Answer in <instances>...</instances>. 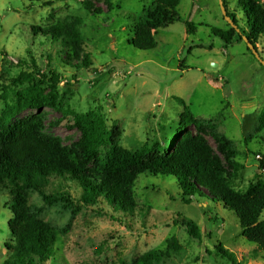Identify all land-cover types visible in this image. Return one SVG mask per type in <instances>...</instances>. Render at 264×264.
<instances>
[{
	"label": "rangeland",
	"instance_id": "1",
	"mask_svg": "<svg viewBox=\"0 0 264 264\" xmlns=\"http://www.w3.org/2000/svg\"><path fill=\"white\" fill-rule=\"evenodd\" d=\"M238 1L225 3L238 27L248 31ZM259 1L264 6V0ZM152 2L53 0L47 6L29 7L26 0H0V132L38 115L42 133L57 138L83 170L100 177L99 162L114 146L137 149L148 144L152 152L143 168L171 150L167 141L175 139L183 109L175 97H180L196 117L212 121L199 128L189 127V131L203 138L218 155L229 184L245 190L256 174L264 181V172L258 170L264 156V129L257 128L264 109V64L260 61L264 60V37L256 43L260 59L243 38L236 36L225 45L210 31L213 27L229 29L219 0H181L176 11L183 21L158 29L155 49L138 50L129 43L132 26ZM184 21L195 23L194 34L186 33ZM54 25L79 31L81 42L71 38L69 45L77 49L78 61L87 57L90 66L77 69L66 64L67 48L34 29ZM31 58L35 71L58 72L63 76L59 85H71L57 107L28 108L4 118L6 105L13 106L15 93L25 86L14 79L33 68ZM88 111L103 116L111 139L93 159L85 161L75 147L80 130L73 125L71 113ZM211 125L233 142L238 155L232 161L243 168L227 162V152L219 150ZM133 193L137 208L123 213L105 200L82 206L77 184L56 176L50 177L46 187V194L56 197V202L47 204L37 192H28L29 203L41 209L39 217L60 231L55 244L57 264L131 263L150 250L167 254L155 264H230L216 253L218 244L234 253L240 264H264L256 245L242 236L233 212L199 195L184 202L174 177L138 174ZM63 196H68V201L61 200ZM10 199L8 191L0 192V264L12 239L8 229ZM179 216L195 222L200 240L175 222ZM259 220H264V210Z\"/></svg>",
	"mask_w": 264,
	"mask_h": 264
},
{
	"label": "trees",
	"instance_id": "2",
	"mask_svg": "<svg viewBox=\"0 0 264 264\" xmlns=\"http://www.w3.org/2000/svg\"><path fill=\"white\" fill-rule=\"evenodd\" d=\"M29 7L33 4L50 5L53 0H26ZM181 0H153L143 9V13L133 24L129 43L133 48L143 51L153 50L157 46L156 32L170 24L183 21L176 11ZM245 12L248 31L242 30L236 23L233 13L229 12L223 0L227 15L234 27L224 31L211 28L213 35L219 37L225 45L231 44L236 36L238 40L247 38L256 49L260 37H264V6L259 0H239ZM186 33L196 32L192 21H184ZM42 35L60 42L66 49V64L77 69L87 68L90 62L87 57L78 61L77 49L69 45L71 38L81 42L79 31L74 27L54 25L48 29L35 27ZM69 46V47H68ZM30 71H22L14 79L15 83L25 85L15 93L13 106L6 105L4 118L31 108L42 110L45 107H57L61 96L68 91L71 84L65 82L60 86L63 76L54 71L39 73L35 71L36 63L31 58ZM75 61L74 63H71ZM28 64V63H27ZM183 109L175 127V139L168 140L171 150L164 152L151 164L143 168L145 159L152 148L144 144L137 149L114 146L99 162L102 176L89 175L83 170L76 158L68 153L54 137L45 136L41 131L39 116L18 122L9 131L0 132V192L10 194V211L12 218L8 229L12 239L6 244V259L1 264H57L55 244L59 230L39 217L41 209L29 203V191L37 192L47 204L58 199L46 194V187L52 176L69 179L80 189V204L85 207L95 206L102 200L112 204L116 210L131 213L137 208L133 188L138 174L172 176L181 189V198L190 202L195 195L220 202L237 217L242 236L256 245L255 249L264 256V220L259 217L264 210V181L255 175V181L245 190H236L225 177V166L211 146L201 137L193 135L189 127H201L212 123L196 117L190 106L180 97H175ZM73 125L80 130V137L75 147L81 150L85 161L93 159L100 147L110 141V133L103 116L95 111L71 113ZM211 133L218 148L227 152V162L236 169L243 168L232 161L238 155L233 142L210 126ZM257 128L264 129V109ZM181 136V137H180ZM179 138L177 140L176 138ZM141 167L130 171L132 167ZM258 170L264 172V156ZM68 196L61 200L68 201ZM184 226L186 232L195 240L201 239L198 226L191 219L179 216L176 220ZM173 242V240H172ZM174 245V244H173ZM216 253L230 264H240L234 253L225 249L222 244L216 246ZM166 252L150 250L143 253L131 263L120 264H155L166 256Z\"/></svg>",
	"mask_w": 264,
	"mask_h": 264
},
{
	"label": "water",
	"instance_id": "3",
	"mask_svg": "<svg viewBox=\"0 0 264 264\" xmlns=\"http://www.w3.org/2000/svg\"><path fill=\"white\" fill-rule=\"evenodd\" d=\"M219 4H220V7H221L222 15L225 17V19L228 21V23L232 27H234L233 24H232V22H231L230 17L226 13V9L224 7L223 0H219ZM244 40L247 43V47L251 50V52L255 55V57L258 58V59H260V56H259L257 50L255 49V47L251 43H249V41H248L247 38H244ZM260 61L264 64V60H261L260 59Z\"/></svg>",
	"mask_w": 264,
	"mask_h": 264
}]
</instances>
